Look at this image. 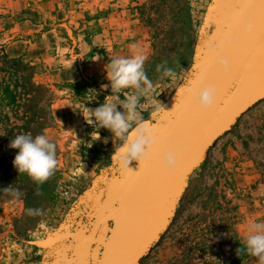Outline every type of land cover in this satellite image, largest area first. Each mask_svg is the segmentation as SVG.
<instances>
[{"label": "rangeland", "instance_id": "rangeland-1", "mask_svg": "<svg viewBox=\"0 0 264 264\" xmlns=\"http://www.w3.org/2000/svg\"><path fill=\"white\" fill-rule=\"evenodd\" d=\"M238 1L0 0V264H100L103 246L93 238L108 237L105 212L115 214L142 165L118 167L120 140L92 122L91 110L122 104L133 91L112 94L106 69L113 58L144 56L152 92L140 112L159 141ZM158 66L175 75L161 79ZM20 134L57 144L44 183L13 165L18 149L9 144ZM250 222L264 223L262 91L162 209L136 264H259L244 244Z\"/></svg>", "mask_w": 264, "mask_h": 264}, {"label": "water", "instance_id": "water-1", "mask_svg": "<svg viewBox=\"0 0 264 264\" xmlns=\"http://www.w3.org/2000/svg\"><path fill=\"white\" fill-rule=\"evenodd\" d=\"M263 38L264 0H239L211 38L166 131L125 188L124 192L135 181L130 203L115 231L113 219L105 240L93 238L103 246L100 264H136L153 236L156 219L195 164L235 115L261 91L264 94V49H259ZM255 51L258 54L252 56ZM219 60L226 63L221 65ZM198 84L215 89V102L208 109L199 108L192 99ZM168 149L176 153L171 169L162 163V154ZM119 203L120 199L115 217Z\"/></svg>", "mask_w": 264, "mask_h": 264}, {"label": "clouds", "instance_id": "clouds-1", "mask_svg": "<svg viewBox=\"0 0 264 264\" xmlns=\"http://www.w3.org/2000/svg\"><path fill=\"white\" fill-rule=\"evenodd\" d=\"M144 59L143 55L113 58L106 69L111 93L120 94L126 89L133 91L122 104L104 103L90 111L91 119L94 117L92 122L109 129L113 137L120 140L113 160L118 167L124 169H129V163L133 159L141 161L147 158L159 138V129L145 121L140 112L141 98L149 96L152 92V83L143 67ZM218 62L221 65L226 63L224 60ZM157 71L161 72V79L175 75L174 70L167 67L158 66ZM215 96V89L206 84H198L192 91V99L201 109L210 108L215 102ZM118 106L122 111L118 110ZM9 147L18 149L13 159L18 173H27L37 183H44L57 166V144L47 134L17 135L10 141ZM162 163L166 168H173L176 164L175 151H164ZM244 244L247 252L255 257L259 264H264V223H249Z\"/></svg>", "mask_w": 264, "mask_h": 264}, {"label": "bare ground", "instance_id": "bare-ground-1", "mask_svg": "<svg viewBox=\"0 0 264 264\" xmlns=\"http://www.w3.org/2000/svg\"><path fill=\"white\" fill-rule=\"evenodd\" d=\"M135 181L130 185L129 188L126 189V191L124 192L123 196L120 198V203H119V208H118V212H117V215H116V219H115V223H114V226H113V229H112V232L115 231L116 227L118 226L121 218H122V215H123V212H125V208H127V206L129 205L128 203H130V197H131V194H132V191L135 187Z\"/></svg>", "mask_w": 264, "mask_h": 264}, {"label": "snow or ice", "instance_id": "snow-or-ice-1", "mask_svg": "<svg viewBox=\"0 0 264 264\" xmlns=\"http://www.w3.org/2000/svg\"><path fill=\"white\" fill-rule=\"evenodd\" d=\"M140 163H143V160L140 161ZM118 207V205H113V208ZM105 217H111V219H116V217L114 215H112V213L110 212H105ZM103 223V220H101V224Z\"/></svg>", "mask_w": 264, "mask_h": 264}]
</instances>
